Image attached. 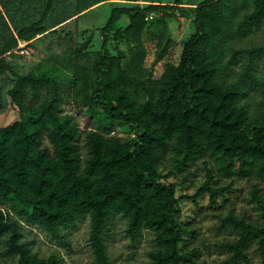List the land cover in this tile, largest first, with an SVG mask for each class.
<instances>
[{
	"label": "trees",
	"instance_id": "trees-1",
	"mask_svg": "<svg viewBox=\"0 0 264 264\" xmlns=\"http://www.w3.org/2000/svg\"><path fill=\"white\" fill-rule=\"evenodd\" d=\"M54 1H48L47 9ZM102 1L106 0L89 6ZM112 2L124 6L114 7L101 28L103 39L94 62L79 63L75 52L65 64L72 72L73 104L87 117L86 125L95 115L116 122L127 128L125 139L106 129L81 130L75 117L64 112L63 81L57 72L12 69L6 54L19 40L30 41L50 29L43 25L48 11L22 24L18 0H0V77L12 81L7 98L15 112L0 126V204H9V210L0 209V264H61L55 254L41 257L33 251L23 237L21 219L61 239L62 227L85 217L97 263L111 264L104 236L116 214L126 220L131 240L143 229L154 233L151 264H203L195 247L184 248L187 235L196 231L179 219L176 187L185 185L189 174L179 184L167 182L160 171L167 156L179 171L189 162L211 157L226 175L264 177V114L250 115L248 105L240 103L243 81L261 84L254 72L255 48L247 51L237 78L229 72L242 37L264 19V0H204L189 7L194 32L183 42L177 62L165 60L159 75L154 65L164 60L172 45L167 20L184 2ZM123 17L125 24L118 26ZM152 26L163 32L150 36ZM147 35L157 41L150 66ZM110 36L133 44L126 61L120 49L108 48ZM213 181L208 166L205 181L181 199L198 204L197 198L207 194L210 204L217 205L228 188L216 187ZM251 199L264 213L256 184ZM220 228L236 233L234 239L221 242L231 252L221 264L248 263L246 249L252 243L264 263V221L229 212Z\"/></svg>",
	"mask_w": 264,
	"mask_h": 264
},
{
	"label": "rangeland",
	"instance_id": "rangeland-1",
	"mask_svg": "<svg viewBox=\"0 0 264 264\" xmlns=\"http://www.w3.org/2000/svg\"><path fill=\"white\" fill-rule=\"evenodd\" d=\"M48 1L18 0L19 9L22 11L20 15L24 17L22 24H30L33 20L40 18L47 9ZM95 1L55 0L52 6L47 9L48 12L46 18L43 19V25L48 28L56 24L60 25L37 35L30 41L20 40L12 52L6 54V58L12 69L19 73H26L30 70L35 72L40 70L57 72L59 79L63 81L64 112L75 117L81 130L86 129L87 126L89 129H106L110 134L125 139L129 135L126 131L127 128L125 129L124 126H120L116 122L112 123L96 115L91 118L89 125H86L87 117L83 112H79L73 104V92L69 84L72 72L69 69L70 65L66 66L65 64L67 58L73 56L76 52L79 63L87 65L94 62L95 52L100 49L103 39L101 28L106 25L112 9L123 5L111 1H102L80 12ZM181 1L199 4L204 0ZM183 10L184 13L175 15L170 19L172 30L175 32V34H171V37L173 36L171 41L174 42V45L170 46L166 60L175 63L178 60L183 42L194 32L191 9L185 8ZM74 14L76 15L73 16ZM125 22L123 17L117 21V25L122 26ZM161 31L163 32V29L160 26H152L149 29V35L152 36L154 33ZM149 35L144 39V45L148 53V66L152 64L149 60L154 56L157 43ZM115 47L120 49L124 61H126L133 49V44L122 36L117 39L110 36L108 48L113 50ZM237 48L239 49L238 54H236L237 61L231 64V70H229L231 76L233 78L238 77L242 70V63L247 60V51L250 48H255L253 53L254 72L261 81L260 85L247 80L242 82L245 93L240 99V103L248 105L250 115L259 112L264 114V19L259 27H252L242 37ZM0 85L4 106V109L0 111V126H3L13 119L15 112L9 107L7 98V90L12 86V81L7 76L2 75ZM77 143L82 151V156H84L83 140L80 139ZM204 160H207L206 165ZM174 163L175 161L167 156L160 167V171L167 182L175 184H179L184 176L189 174L187 183L176 187V197L179 198L181 209L179 219L184 223H188L196 231L195 234L187 235L189 241L184 244V248L195 247L198 251L197 259L203 264H221L231 254L228 249L221 246V242L236 237L234 230L220 228L221 220L229 212H232L237 217L246 216L252 220L264 221V213L251 199L254 184L260 188V193L264 198V177L258 178L255 174L250 177L237 174L226 175L218 170L216 162L211 157L199 158L194 162H189L186 169L182 171H179ZM208 166L213 169L214 181L212 185L227 187L226 196L224 198L220 197L218 204L215 206L210 204L207 194L197 198L198 204L189 199H181V196L185 194H193L205 181L206 167ZM0 209L9 210V204L1 203ZM21 225L23 237L30 242L31 248L39 256L48 257L55 254L61 260V264H98L90 244L89 217L83 218L75 225L62 227L61 239L50 236L37 226L26 224L23 219H21ZM104 238L111 264H151L149 253L156 249V243L154 233L148 229H143L136 240H131L126 233V220L120 214H116L108 221ZM246 251L249 262L245 263L238 260L237 264H264L261 262L255 243H252Z\"/></svg>",
	"mask_w": 264,
	"mask_h": 264
},
{
	"label": "crops",
	"instance_id": "crops-1",
	"mask_svg": "<svg viewBox=\"0 0 264 264\" xmlns=\"http://www.w3.org/2000/svg\"><path fill=\"white\" fill-rule=\"evenodd\" d=\"M106 1H115V0H106ZM176 0H137V2L138 3H140L141 5H143V4H147V3H150V2H155V3H161V4H174V2H175ZM103 2H105V1H103ZM100 3V2H99ZM99 3H96V4H94V5H92V6H88L87 8H85V9H83V10H81L80 12H83V11H85V10H87L88 8H90V7H93V6H95V5H97V4H99ZM186 5H188V6H186ZM195 6V4H192V3H190V2H185V3H183V4H180V8L175 12V15H179V14H181V13H184V10L183 9H185V8H189V7H194ZM80 12H78V13H80ZM77 14V13H76ZM76 14H74L73 16H75ZM73 16H71V17H73ZM174 17V16H173ZM172 17V18H173ZM70 18V17H69ZM69 18H67V19H69ZM172 18H169L168 20H167V25H168V35L170 36V38L171 39H173V36L171 37V34H175V32H173V30H172V21L170 22V19H172ZM66 19V20H67ZM180 19V18H179ZM22 20H23V17L22 18H20V23L22 22ZM66 20H64V21H66ZM57 25H60V24H56L55 26H53V27H51V28H55V27H57ZM50 28V29H51ZM20 41V40H19ZM18 41V42H19ZM174 42L172 41V44H173ZM174 45V44H173ZM9 52H12V50L11 51H9ZM154 53H155V51H154ZM153 59H154V56H153V58L151 59V60H149V62L150 63H152V61H153ZM166 60V57L164 58V60L162 61V62H158L157 64H155L154 65V73H155V75H159L161 72H162V70H163V65H161V64H163V62ZM147 62H148V58H147V60H146V64H147ZM158 70V71H157Z\"/></svg>",
	"mask_w": 264,
	"mask_h": 264
},
{
	"label": "built area",
	"instance_id": "built-area-1",
	"mask_svg": "<svg viewBox=\"0 0 264 264\" xmlns=\"http://www.w3.org/2000/svg\"><path fill=\"white\" fill-rule=\"evenodd\" d=\"M147 18H152V15H149Z\"/></svg>",
	"mask_w": 264,
	"mask_h": 264
}]
</instances>
